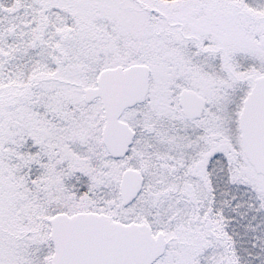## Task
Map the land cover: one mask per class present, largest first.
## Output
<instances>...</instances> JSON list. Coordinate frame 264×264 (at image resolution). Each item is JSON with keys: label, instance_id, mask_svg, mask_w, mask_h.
<instances>
[{"label": "snow or ice", "instance_id": "obj_1", "mask_svg": "<svg viewBox=\"0 0 264 264\" xmlns=\"http://www.w3.org/2000/svg\"><path fill=\"white\" fill-rule=\"evenodd\" d=\"M0 264H264V0H0Z\"/></svg>", "mask_w": 264, "mask_h": 264}]
</instances>
